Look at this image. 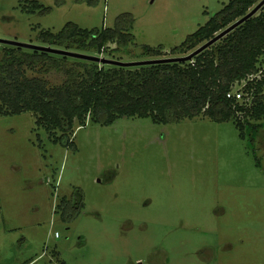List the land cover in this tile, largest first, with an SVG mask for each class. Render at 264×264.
Wrapping results in <instances>:
<instances>
[{"label": "rangeland", "instance_id": "1", "mask_svg": "<svg viewBox=\"0 0 264 264\" xmlns=\"http://www.w3.org/2000/svg\"><path fill=\"white\" fill-rule=\"evenodd\" d=\"M229 1L0 0V38L61 48L42 33L69 22L114 27L130 14L123 25L132 24L134 40L123 53L77 52L123 62L184 57L203 44L172 49ZM4 46L17 45L0 43V61ZM144 46L162 54L146 56ZM25 72L54 86L66 78ZM37 117L0 112V264H264V125L242 136L233 120L205 114L168 123L88 118L65 145ZM64 198L76 205L65 216Z\"/></svg>", "mask_w": 264, "mask_h": 264}, {"label": "trees", "instance_id": "2", "mask_svg": "<svg viewBox=\"0 0 264 264\" xmlns=\"http://www.w3.org/2000/svg\"><path fill=\"white\" fill-rule=\"evenodd\" d=\"M261 1L230 0L172 51L184 53L196 49ZM128 17L131 20L130 14L120 16L114 27L93 29L69 22L57 33L44 31L42 37L48 44L72 51L123 53L121 47L134 40L132 24L123 25ZM110 42L118 46L109 49ZM162 49L144 46L143 54L160 55ZM2 51L0 112H34L38 115L36 123L49 132L55 143L69 145V134L74 132L76 121L82 126L88 118L102 124L114 123L124 116L151 117L156 123H168L205 114L217 122L233 120L242 136L246 130L255 135L264 125L246 118L264 120V78L257 83L252 108H241L227 97L236 82L260 70L264 55V5L189 62L167 61L128 68L22 46H4ZM25 67H40V71L48 72L56 69L66 78L61 85H50L44 77L27 76ZM240 109L245 112V121L239 119ZM74 206L64 198L59 208L65 216ZM75 214L76 210L71 216Z\"/></svg>", "mask_w": 264, "mask_h": 264}, {"label": "water", "instance_id": "3", "mask_svg": "<svg viewBox=\"0 0 264 264\" xmlns=\"http://www.w3.org/2000/svg\"><path fill=\"white\" fill-rule=\"evenodd\" d=\"M264 5V0H262L255 8H253L247 15L242 17L241 19L237 20L235 23L230 25L228 28L217 34L213 39L207 41L204 43L202 46H200L197 50L189 54L188 56L184 57H172V58H160V59H148V60H140V61H132V62H123L120 60H114L110 58H105L101 57L98 55H93V54H88V53H83V52H77V51H72V50H67V49H62V48H57L53 46H46V45H37V44H32V43H24L20 42L17 40H9V39H4L0 38V43H8V44H14L17 46H22V47H27V48H32V49H38L42 51H47L51 53H56V54H63V55H68V56H73L81 59H86V60H91V61H97L101 62L103 64H115V65H124V66H130V65H148V64H154V63H160V62H167V61H182V60H188L192 59L194 56H196L198 53L218 41L220 38L225 36L227 33L235 29L237 26H239L241 23H243L245 20L256 14L259 9Z\"/></svg>", "mask_w": 264, "mask_h": 264}, {"label": "built area", "instance_id": "4", "mask_svg": "<svg viewBox=\"0 0 264 264\" xmlns=\"http://www.w3.org/2000/svg\"><path fill=\"white\" fill-rule=\"evenodd\" d=\"M264 78L263 70L250 74L247 78L236 82L231 90L228 92L227 97L234 100L235 104H238L241 108H252L254 106L256 98L257 83ZM236 106V105H235ZM239 116L245 114L240 109L237 112ZM56 237H59V232L55 233Z\"/></svg>", "mask_w": 264, "mask_h": 264}]
</instances>
